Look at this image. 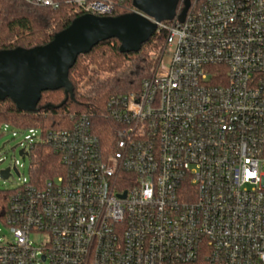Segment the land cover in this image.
I'll list each match as a JSON object with an SVG mask.
<instances>
[{"label": "built area", "instance_id": "obj_1", "mask_svg": "<svg viewBox=\"0 0 264 264\" xmlns=\"http://www.w3.org/2000/svg\"><path fill=\"white\" fill-rule=\"evenodd\" d=\"M67 1L115 16L123 0ZM183 8L158 23L139 90L108 100L113 142L86 114L19 130L21 156L48 143L63 169L14 188L0 264H264V0H191L180 21Z\"/></svg>", "mask_w": 264, "mask_h": 264}, {"label": "trees", "instance_id": "obj_2", "mask_svg": "<svg viewBox=\"0 0 264 264\" xmlns=\"http://www.w3.org/2000/svg\"><path fill=\"white\" fill-rule=\"evenodd\" d=\"M60 6L36 5L26 0H0V50L33 48L49 43L83 11L75 3L58 0ZM135 10L133 0L118 3L115 16ZM167 38L156 31L140 51L122 53L120 41L100 42L89 53L78 56L69 78L74 97L64 89L43 91L34 112L18 109L11 99L0 101V135L5 125L18 130L42 132L73 126L72 116L86 114L94 131L105 143L113 142L116 124L108 116L107 103L113 95L138 91L144 78L154 71ZM63 169L61 157L48 143L40 142L31 153L30 182L43 185ZM14 189L0 188V221L6 223Z\"/></svg>", "mask_w": 264, "mask_h": 264}, {"label": "water", "instance_id": "obj_3", "mask_svg": "<svg viewBox=\"0 0 264 264\" xmlns=\"http://www.w3.org/2000/svg\"><path fill=\"white\" fill-rule=\"evenodd\" d=\"M179 3L180 0H133L137 11L118 16L85 13L45 45L0 50V101L9 98L18 109L34 112L43 91L64 89L74 97L69 74L79 55L112 38L120 41L122 53L140 51L157 31L158 23L174 19ZM190 4L191 0H184L180 21H184ZM20 154H24L23 150ZM0 174L8 179L10 169Z\"/></svg>", "mask_w": 264, "mask_h": 264}, {"label": "rangeland", "instance_id": "obj_4", "mask_svg": "<svg viewBox=\"0 0 264 264\" xmlns=\"http://www.w3.org/2000/svg\"><path fill=\"white\" fill-rule=\"evenodd\" d=\"M14 132L16 133L15 135ZM27 134V131H19L12 127L3 129V134L0 136V156L4 161L2 163L0 162V171L7 169L8 167H12V171L11 176L8 179L0 177V188L14 189L29 180L31 158L27 155H20V149L22 148L20 143L24 141ZM3 145L5 146L2 148ZM15 160L18 161L17 168L20 172V176L13 169ZM262 172L264 173V167ZM0 238L5 242L13 240V234L11 233L10 227L1 221ZM41 240H43V238L40 236L32 235V241L39 243Z\"/></svg>", "mask_w": 264, "mask_h": 264}]
</instances>
